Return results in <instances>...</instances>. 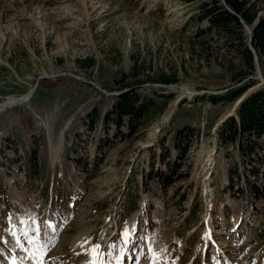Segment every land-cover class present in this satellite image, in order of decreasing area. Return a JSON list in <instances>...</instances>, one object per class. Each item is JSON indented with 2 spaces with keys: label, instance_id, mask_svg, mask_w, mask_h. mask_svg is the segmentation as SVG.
<instances>
[{
  "label": "rangeland",
  "instance_id": "1",
  "mask_svg": "<svg viewBox=\"0 0 264 264\" xmlns=\"http://www.w3.org/2000/svg\"><path fill=\"white\" fill-rule=\"evenodd\" d=\"M206 1L0 0V102L33 89L0 110V264H86L94 244L105 264H264V197L230 186L239 155L216 128L237 101L212 100L264 85L237 78L243 53L199 21ZM129 86L158 106L122 137L106 117Z\"/></svg>",
  "mask_w": 264,
  "mask_h": 264
},
{
  "label": "trees",
  "instance_id": "2",
  "mask_svg": "<svg viewBox=\"0 0 264 264\" xmlns=\"http://www.w3.org/2000/svg\"><path fill=\"white\" fill-rule=\"evenodd\" d=\"M198 19L209 23V31L215 30L226 34L229 43L241 49L244 63L237 73V78L241 80L253 75L257 70L255 54L244 33V27L250 26L253 47L260 65L264 68V13L258 8L256 1L225 0V3H221L220 0L206 1L202 3ZM234 65L235 63L232 66ZM159 80L163 83H171L175 79L173 76L163 74ZM257 82L255 78H248L239 86L229 88L226 93L212 96V100L236 102L245 95L237 104L235 114L228 116L219 125L218 139L224 146L235 145L239 155V161L235 163L230 173V186L235 183V178L238 181L244 178L247 183L241 188L242 192L246 188L252 196L260 198L264 197V174L261 173L263 172L261 169L264 168V86L248 92ZM157 106L158 102L153 95H142L137 86H129L128 90L118 95L113 109L107 114L106 124L113 115L116 134L122 137L132 136L140 130L143 124L141 120L149 116L152 109ZM126 124L128 132L123 130ZM196 131L197 133L189 125L178 130L176 146L181 149L185 143L184 150H187L189 142L193 140L192 137L199 134V131ZM158 173L163 179L166 178L167 182H171L170 177L163 170Z\"/></svg>",
  "mask_w": 264,
  "mask_h": 264
},
{
  "label": "snow or ice",
  "instance_id": "3",
  "mask_svg": "<svg viewBox=\"0 0 264 264\" xmlns=\"http://www.w3.org/2000/svg\"><path fill=\"white\" fill-rule=\"evenodd\" d=\"M122 236H123V243H124L125 246H127V244L130 242L131 233L128 230H125L122 233ZM87 243H89V242L86 240L85 244H87ZM81 246L83 247V245H81ZM108 248H109V250L107 252V255L111 256L112 255V251L111 250L115 248V245L114 244H110L108 246ZM100 249H101V245L100 244H94L92 246V248L88 252H86V254H90L93 257V259L88 261V262H86V264H105V262L102 259V256L104 255V253H102L100 251ZM116 260H117V264H122V256H117ZM12 264H16V261L13 260ZM37 264H44V262H43L42 259H39L37 261ZM153 264H155V260L153 261Z\"/></svg>",
  "mask_w": 264,
  "mask_h": 264
},
{
  "label": "bare ground",
  "instance_id": "4",
  "mask_svg": "<svg viewBox=\"0 0 264 264\" xmlns=\"http://www.w3.org/2000/svg\"><path fill=\"white\" fill-rule=\"evenodd\" d=\"M42 26V25H41ZM41 30V29H40ZM44 32V31H43ZM259 72H260V70H258ZM260 75L262 76V74H261V72H260ZM259 75V76H260ZM264 78V77H263ZM262 80L264 81V79H261V81L259 82L260 83V85L262 84ZM264 83V82H263ZM262 85H264V84H262ZM32 92H33V89L32 90H29V91H27L26 93H24V94H22V95H18V96H15V95H13V96H9V97H7L6 99H4L3 101H1L0 102V110L1 109H3V108H5V107H7V106H9V105H13V104H17V103H20L21 101H24V100H28L30 97H31V94H32ZM22 99H24V100H22ZM63 146V144L61 143L59 146H58V148H61ZM211 153V152H210ZM56 155H57V153H55ZM206 162H207V164L211 167L212 166V164H213V162H214V158H213V156L211 155V156H209L208 158H207V160H206ZM137 215V214H136ZM136 215H135V218H136ZM55 228V227H54ZM53 228V229H54ZM132 228H134V226L132 227ZM55 230V229H54ZM79 236H81V235H78L77 237H76V239L79 237ZM76 239H75V241H76ZM78 240V239H77ZM11 264V263H10Z\"/></svg>",
  "mask_w": 264,
  "mask_h": 264
},
{
  "label": "water",
  "instance_id": "5",
  "mask_svg": "<svg viewBox=\"0 0 264 264\" xmlns=\"http://www.w3.org/2000/svg\"><path fill=\"white\" fill-rule=\"evenodd\" d=\"M249 32H250L249 45H250V48L253 50V53L255 54V61H256L257 69L260 70V72H261V67H260V63H259V59H258V55H257V52H256L255 48L253 47V44H252V42H253V34H252V30L249 29ZM258 77L261 78V79H264L263 76H261V75L258 76ZM263 82H264V81L262 80V84H264ZM262 84H261V85H262ZM257 86H260V83H258ZM244 96H245V95H243L242 97H240V98L237 100V102L235 103V108L233 109V111H232L228 116L234 114V111H235V109H236V107H237V104L239 103V101H240ZM228 116H227V117H228ZM222 122H223V120L219 122V124L216 126V128L219 127V125H220Z\"/></svg>",
  "mask_w": 264,
  "mask_h": 264
}]
</instances>
